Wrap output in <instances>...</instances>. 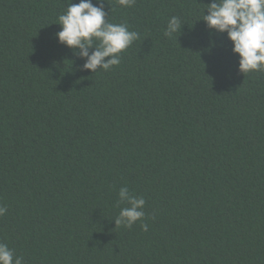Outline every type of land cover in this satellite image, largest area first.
<instances>
[{
	"label": "trees",
	"instance_id": "obj_1",
	"mask_svg": "<svg viewBox=\"0 0 264 264\" xmlns=\"http://www.w3.org/2000/svg\"><path fill=\"white\" fill-rule=\"evenodd\" d=\"M211 2L105 0L139 38L94 73L55 35L68 0H0V243L23 264H264V70L199 20Z\"/></svg>",
	"mask_w": 264,
	"mask_h": 264
},
{
	"label": "clouds",
	"instance_id": "obj_2",
	"mask_svg": "<svg viewBox=\"0 0 264 264\" xmlns=\"http://www.w3.org/2000/svg\"><path fill=\"white\" fill-rule=\"evenodd\" d=\"M108 2V0H107ZM136 0H118L121 7L129 8ZM105 0H68L66 11L59 15L61 30L55 35L60 44L73 50V54L84 60L83 70L96 73L109 70L120 64V54L139 38V33L130 31L127 23H110L105 17ZM203 20L210 30L227 34L232 43L233 54H238V70L241 73L264 70V0H212L205 4ZM198 21V20H197ZM184 23L179 17H171L164 30L165 37L181 34ZM214 47L215 41H210ZM107 58V59H106ZM119 203L127 206L120 209L114 220L116 226L130 228L142 221L145 213V199L130 193L127 186L119 189ZM7 208L0 206V216ZM146 231L147 224H142ZM0 264H23V258L5 243H0Z\"/></svg>",
	"mask_w": 264,
	"mask_h": 264
}]
</instances>
